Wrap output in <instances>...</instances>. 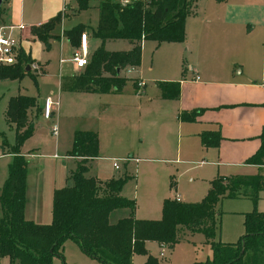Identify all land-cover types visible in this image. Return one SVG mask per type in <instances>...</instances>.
<instances>
[{"label":"trees","instance_id":"obj_1","mask_svg":"<svg viewBox=\"0 0 264 264\" xmlns=\"http://www.w3.org/2000/svg\"><path fill=\"white\" fill-rule=\"evenodd\" d=\"M77 2L80 7L88 4V0ZM97 7L98 22L92 33L101 44L91 53L84 68L60 77L62 91H119L126 80L123 71L141 63L143 40L184 41L185 19L192 13L189 0H128L126 3L100 0ZM2 12L0 8V15ZM62 17L59 12L47 22L32 26L31 32L48 45L51 32ZM84 30V26L77 25L63 33L77 47ZM109 39H126L133 46L128 50H108L104 42ZM30 61L21 53L17 63L0 65V79L18 78L30 67ZM158 85L163 97L179 96V81H160ZM33 108L38 114L35 97L17 94L9 98L5 111L15 130L14 146L8 145L5 139L1 144L2 150L12 155L0 192V260L7 258L8 264H52L54 257L63 259V243L67 239L73 240L86 256L102 264H132L134 254H146L147 241L172 246L183 239L181 231L202 233L212 239L219 225L217 205L223 197L246 198L256 203L264 192V175L260 173L217 176L200 202L167 199L163 202L160 220H139L134 216V200L120 196L129 180L127 175L104 183L85 176L88 160L98 156V134L76 130L69 155L80 160L70 176L71 185L53 192L51 223L40 225L27 221L24 218L27 161L20 154V147L33 133V120L29 115ZM200 111L182 112L180 118L192 121ZM200 138L205 147L218 146L221 139L218 131L203 132ZM259 140V147L245 163L263 167L264 126ZM123 209L128 210L127 216L111 223L110 215ZM243 224L245 233L237 242H212V257L205 264H264V213L246 214ZM145 264L157 263L148 256Z\"/></svg>","mask_w":264,"mask_h":264},{"label":"rangeland","instance_id":"obj_2","mask_svg":"<svg viewBox=\"0 0 264 264\" xmlns=\"http://www.w3.org/2000/svg\"><path fill=\"white\" fill-rule=\"evenodd\" d=\"M99 1L88 0L87 6L80 7L77 0H69L70 9L66 12L67 16L54 26L48 45L38 38L36 45L35 43L33 44L32 56L38 69L25 70L18 78L0 79V148L2 147L3 139L10 146L15 144L14 125L8 122L5 115L7 102L12 95L22 93L37 97L38 102L43 101L46 96L56 99L59 95V102L62 106L61 111L55 113L50 119H44L43 116L36 118V127L21 145L20 154L24 155L28 151L37 150L43 157L44 170L54 173L53 170L60 160L53 159L50 156L54 153L62 156L68 154L72 148L73 131L81 130V127L84 126H90L92 127L91 129L82 130L95 131L101 135V149H103L104 155L119 156V154L125 153V157L130 158L128 154L132 153V157L137 158L136 161L130 160L126 169H124L123 163L120 162L124 171H128L127 177H129V180L125 183L127 185L125 192L132 196L130 198L134 200L136 204L135 210L138 209L139 215L155 216L137 219L160 220L163 202L173 198L175 193L180 194L182 197L185 196V201L195 200L192 202H200L205 197L204 193L196 197V199L189 197L194 186L202 184L205 188L208 185L206 183L207 180L218 176V169L209 162L210 158L208 157L203 158L206 162L201 164L198 162L185 164L173 160L184 157V154L178 155L176 127L171 130L170 125L168 130L166 121L163 120L162 116L152 113L150 103L146 101L143 105V96L139 97L136 94L135 79L137 78V73H134V71L127 73L124 70L123 74L126 75V80L121 89L118 92L112 91V93L105 94V97H102L104 101L116 103L114 107H109L104 114L99 113V105H94L95 108H92L93 106L90 103L83 101L78 107H69L65 103L66 99L64 98H68L67 94L70 93H63V95L61 93L60 95L58 80L61 75L72 74L74 67L69 59L72 56L71 47L73 45L68 37L65 36L61 47L57 34L61 29L67 31L77 25L84 26L91 33L97 26L99 16L97 4ZM189 1L192 4V11L199 10L203 12L212 9L214 12L220 13L222 15L220 19L222 21L226 20L222 30L224 39L228 40L232 36H236L247 44L249 43L250 48L245 53L248 51L247 54L252 55L253 63L257 56L260 69L264 68V0ZM191 15L190 13L187 16ZM117 40L114 41L115 43H109L108 46L122 48L129 46V41L125 39ZM100 44L99 38L91 37L89 52L92 53ZM150 44L152 45H149L150 47L146 51L144 67L142 45L140 71L142 78L143 72L145 74L146 84L154 86L158 94L150 95L147 93L145 98L147 100L149 96L153 99L163 97L162 89L159 87L158 82L154 83L151 81L153 77L156 80L160 78H157V67L153 71H149L148 68L150 55L155 50L154 43ZM168 52L173 58L174 73L178 75L174 78V81H178L182 77L183 68L189 63L187 44L182 43L179 45V53H173L170 50ZM238 54L244 55L239 51ZM61 59L64 61L63 63L60 62ZM80 70L77 69L76 71L79 72ZM122 105H126V107H122ZM52 121L58 124L57 138L61 139L58 149H55L57 138L52 135ZM112 137H120L125 144L126 141L128 142V146L121 150L117 149L118 147L116 148L112 144ZM142 137H144V141L141 140ZM1 154L2 150L0 149V192L7 177V157ZM101 164L104 172L107 173V163L101 162ZM190 178L193 181H189ZM164 193L165 197L160 199L161 194ZM156 201L159 202L157 203ZM218 212L220 213L218 230L212 239H207L202 233H195L172 246H161L157 242L147 241L145 243L146 254H134L132 264H145L148 256L154 259L157 264H205L209 262L212 257V242H237L245 233L243 224L245 215L251 212L264 213V192L260 193L259 200L256 203L246 198L225 196L218 204ZM120 213L123 212L118 211L113 214L110 217V222H115L116 217ZM1 216L0 208V218ZM62 254L63 259L54 257L52 264H102L86 256L71 239H67L63 243ZM0 264H8V259H1Z\"/></svg>","mask_w":264,"mask_h":264},{"label":"crops","instance_id":"obj_3","mask_svg":"<svg viewBox=\"0 0 264 264\" xmlns=\"http://www.w3.org/2000/svg\"><path fill=\"white\" fill-rule=\"evenodd\" d=\"M123 1L121 0V2ZM0 5L3 11L0 15V24L25 25L23 30L14 28L12 33L20 40L19 58L21 53L28 57L31 60L28 70H31L33 69L32 64L36 65V63H34L36 61L32 56V48L33 44L35 43L36 45V42H38L37 36L31 32V27L47 22L59 12L63 15L62 19L65 18L67 16L66 12L70 9V2L69 0H1ZM191 14V16H187L185 19L184 41L159 43L154 40L146 39L142 42L143 67L146 63V51L148 47H150L149 45H152L150 43H154L153 46L155 50L151 53L148 64L149 71H153L156 67L158 70L157 78L160 79L156 80L154 79L155 77H153L151 81L154 83L160 81H174V78L178 75L174 73L173 58L168 51L179 53V45L182 43L187 44L189 63L183 68L182 77L178 80L180 82L178 98L161 97L159 99H153L149 96L148 100L145 99L147 93L151 95L158 94V92L154 86L146 84L147 81L144 79L146 78L144 72L143 78L141 77L140 65L131 71L137 73L136 79H142L144 82L141 91H138L136 86V94L139 97L143 96V105L146 101L150 103V106H152V113L162 116L163 120L166 121L168 130L170 129V125L171 130L176 127L178 136V155L184 154L183 158L173 159L176 162H183L185 164L198 162L201 164L206 162L204 159L208 157L210 158L209 162L218 169V176L231 177L235 175H255L257 173L264 175V166L257 167L255 164L245 163V160L259 147V134L264 126V68L260 69L257 56L253 63L251 58L252 55L247 54L248 51L245 53V51L250 48L249 43L247 44L236 36H232L228 40L224 39L222 30L226 20L222 21L220 19L222 16L220 13H216L214 10L210 9L209 11L205 10L203 12L195 10L192 11ZM64 31L65 30L61 29L57 34L61 47L63 46V38H65ZM83 32L86 34L87 48L90 50V39L94 37L93 33L92 31L90 33L87 29ZM99 41L101 43L100 39ZM114 41L118 40H106L104 42L105 48L108 50H128L133 46L130 41L129 46L126 48L108 46L109 43H115ZM75 48V46L71 47L72 53ZM238 51L244 55L238 54ZM89 54H91V52H89ZM37 62L40 63L39 61ZM60 62L63 63L64 61L62 60ZM76 70L77 69L73 68L72 73L77 72ZM60 77L58 80V87L60 84ZM59 91L60 95L61 93L62 95L63 93H70L67 94L68 98H64L66 99L65 103L69 107H78V105L84 101L90 103L91 106H93L92 108H95L94 105H99V113L104 114L108 111L109 107H114L116 105V103H111L102 99V97H105V94L112 93V91L76 92L62 91L60 88ZM49 97L56 102L51 117L49 118L43 115L44 100L38 102V98L35 97L40 111L38 114L35 108L29 111L30 119L33 120V130L36 127L35 120L38 116H43L44 119H50L55 113L60 112L62 109L59 102V95L56 99H53L51 96ZM122 107H126V105H122ZM195 110L201 111L194 120L187 121L180 118L182 112ZM53 126H56V133H53ZM51 128L52 135L57 138L58 124L55 121H52ZM81 128L91 129L92 127L84 126ZM75 131L76 130L73 131V135ZM207 131H218L221 138L218 146L205 147L201 143L200 134ZM100 136L101 135L98 134V156L88 160L85 176L88 178H96L104 183L110 179H116L123 175H127L128 171H124V169L128 166V162L130 160L136 161L137 158L132 157V153H129L128 156H130V159L125 161V163L122 162L124 169L121 163L120 168L115 170L109 158H121L126 155L125 153L119 154V156L104 155L105 153L103 149H101L102 143ZM112 138V144L114 147H118L117 149L121 150L128 146V142L126 141L125 144L124 140L120 137ZM141 140L144 141V137H142ZM60 143L61 139L57 138L55 141V149H58ZM0 149L2 150V147ZM54 154L57 155L54 156ZM54 154L50 157L60 160L53 170L54 173L44 170L42 163L43 157L37 150L28 151L23 155L27 161L24 218L27 221H32L40 225L51 223L53 192L71 185L70 176L76 170L77 163L80 160V158L69 155V153L63 156L58 153ZM1 155L7 157V169L12 155L3 150ZM101 162L107 163V173L104 172ZM213 179L207 180L206 183H208V185H206L205 188L202 184L200 186H194L192 194L189 197H194L193 199H196V197L203 195V193L205 196L210 188V182ZM189 181L193 180L190 178ZM126 186L127 185L123 186L120 196L131 199L130 197L132 196L125 192ZM162 191L165 192L164 190ZM164 197L165 193L161 194L160 199ZM169 199L184 203H193L192 201H195H185L186 197H182L178 193H175L173 198ZM156 202L158 203L159 201ZM156 207L157 205L155 206V210ZM137 210H135L136 219L155 217L139 215ZM118 211H122L123 213H120V215L116 217L115 222L128 214V210L123 209L114 211L110 217ZM181 233L183 234V239L195 234L184 231H181Z\"/></svg>","mask_w":264,"mask_h":264},{"label":"built area","instance_id":"obj_4","mask_svg":"<svg viewBox=\"0 0 264 264\" xmlns=\"http://www.w3.org/2000/svg\"><path fill=\"white\" fill-rule=\"evenodd\" d=\"M127 1L128 0H124L123 3H126ZM14 28L23 30L25 28V25L24 24H17V25L0 24V65H12V64L17 63L18 61L19 53H20V40L13 35L12 30ZM89 59H90V54L87 48L86 34L82 32L80 35L79 44L73 51L72 56L69 59V61L72 63L75 69H82L87 65V63L89 62ZM60 61H62V59ZM32 68L38 69V66L32 64ZM133 69L134 67H130L126 69V71L129 73ZM135 83L137 86V90L141 91V89L144 86L143 80L136 79ZM55 103L56 102H54L49 96H47L44 99L43 115L46 118L51 117ZM53 133H56V126H53ZM109 159L112 162L113 168L115 170H118L120 168V162L127 161L130 158L112 157Z\"/></svg>","mask_w":264,"mask_h":264},{"label":"water","instance_id":"obj_5","mask_svg":"<svg viewBox=\"0 0 264 264\" xmlns=\"http://www.w3.org/2000/svg\"><path fill=\"white\" fill-rule=\"evenodd\" d=\"M0 3H1V0H0ZM28 69H29V66L26 67V70H28Z\"/></svg>","mask_w":264,"mask_h":264}]
</instances>
